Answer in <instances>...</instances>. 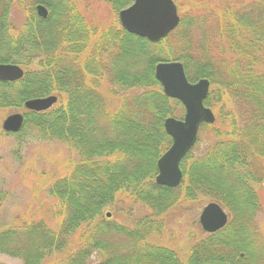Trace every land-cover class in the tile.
Listing matches in <instances>:
<instances>
[{
	"label": "trees",
	"instance_id": "trees-1",
	"mask_svg": "<svg viewBox=\"0 0 264 264\" xmlns=\"http://www.w3.org/2000/svg\"><path fill=\"white\" fill-rule=\"evenodd\" d=\"M103 1L118 11L133 0ZM173 1L178 25L151 43L117 21L100 31L73 0H0V63L23 70L16 81H0V109L24 117L19 132L1 129L0 136L57 140L77 154L45 189L57 227L41 218L0 226V253L22 264H264V235L253 217L260 203L253 184L264 181V0ZM162 61L180 62L190 82L206 78L203 104L217 114L200 125L210 141L182 158L175 188L154 182L156 161L171 143L163 122L184 113L154 77ZM57 94L46 111L24 108L27 99ZM108 98L117 100L113 107ZM198 197L219 204L228 220L197 241L186 261L148 241L156 231L150 215L133 227L111 219L122 200L158 216Z\"/></svg>",
	"mask_w": 264,
	"mask_h": 264
},
{
	"label": "rangeland",
	"instance_id": "rangeland-1",
	"mask_svg": "<svg viewBox=\"0 0 264 264\" xmlns=\"http://www.w3.org/2000/svg\"><path fill=\"white\" fill-rule=\"evenodd\" d=\"M218 1L233 3L237 0ZM250 1L252 0H238L241 3ZM73 3L85 20L96 24L100 31L104 30L110 22H118L120 10H112L103 0H73ZM12 15L13 21L19 24L21 21L19 10H14ZM100 90L104 95L108 94L104 87ZM57 97L59 99L58 94ZM108 100L111 107L117 102L112 98H108ZM222 111H226V109ZM212 112L216 119V112ZM13 113H22V110L0 109V130L3 119ZM209 141L210 138L206 132H198V141L192 148V153L200 154ZM76 158L77 154L71 146L57 140L39 139L30 134L20 138L1 135L0 190L5 194V198L0 202V226L23 225L30 220L41 218L49 226L56 228L59 217L55 210V200L45 193V189L49 183L66 173V169ZM263 182L253 184V189L260 201L253 217L255 227L259 233L264 235ZM208 202L211 200L206 197L182 201L156 216L148 207L138 203L130 204L128 201L122 200L119 201L113 218L111 215L107 217L133 227L136 218L150 215V218L156 222V231H150L148 241L173 250L181 261H186L191 247L206 235L198 218L202 208ZM113 210L111 212H114ZM0 264H22V262L18 258L0 253Z\"/></svg>",
	"mask_w": 264,
	"mask_h": 264
},
{
	"label": "water",
	"instance_id": "water-1",
	"mask_svg": "<svg viewBox=\"0 0 264 264\" xmlns=\"http://www.w3.org/2000/svg\"><path fill=\"white\" fill-rule=\"evenodd\" d=\"M36 12L43 18L47 15L43 5H37ZM118 22L128 33L155 43L176 28L179 15L173 0H133L118 12ZM22 76L23 70L18 65L0 63V81H16ZM154 77L164 95L179 101L184 109L181 119L168 117L163 122L164 131L171 143L156 161L154 178L156 185L175 188L182 179L179 163L196 143L200 125L212 124L215 120L211 109L203 104L208 94L209 81L206 78L188 81L184 68L178 61L158 62L154 67ZM56 101L55 95H49L27 99L23 105L26 110L42 112L52 107ZM23 120L21 113L7 115L1 128L5 133H17ZM262 188L264 190V182ZM198 221L204 232L213 233L224 227L227 215L216 202H209L202 208Z\"/></svg>",
	"mask_w": 264,
	"mask_h": 264
},
{
	"label": "bare ground",
	"instance_id": "bare-ground-1",
	"mask_svg": "<svg viewBox=\"0 0 264 264\" xmlns=\"http://www.w3.org/2000/svg\"><path fill=\"white\" fill-rule=\"evenodd\" d=\"M119 26H120V25H119ZM120 27H121V26H120ZM121 29L124 30L122 27H121ZM124 31H125V30H124ZM125 32L128 33L127 31H125ZM128 34H130V33H128ZM167 62H171V61H167Z\"/></svg>",
	"mask_w": 264,
	"mask_h": 264
}]
</instances>
